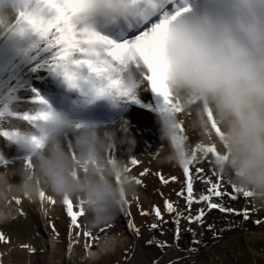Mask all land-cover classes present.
<instances>
[{
    "label": "clouds",
    "instance_id": "clouds-1",
    "mask_svg": "<svg viewBox=\"0 0 264 264\" xmlns=\"http://www.w3.org/2000/svg\"><path fill=\"white\" fill-rule=\"evenodd\" d=\"M36 7L30 0H0V31L18 28L21 14ZM185 9L170 17L153 41L172 102L163 98L158 110L162 144L152 158L161 166L182 167L196 156V137L200 146L214 147L217 174L247 193L255 211L264 212V0H200ZM121 18L123 10L111 0H87L75 22L102 33V22ZM126 71L119 74L122 87L135 93L137 85ZM83 87L92 96V85ZM45 110L48 118L35 121L39 135L19 136L29 148L19 164L10 165L0 154V224L14 219L24 202L45 208L50 200H71L85 212L81 231L99 236L141 194L129 160L112 154L117 143L134 152L136 140L127 127L120 137L116 130ZM121 243V233L100 236L81 264H97Z\"/></svg>",
    "mask_w": 264,
    "mask_h": 264
},
{
    "label": "bare ground",
    "instance_id": "bare-ground-1",
    "mask_svg": "<svg viewBox=\"0 0 264 264\" xmlns=\"http://www.w3.org/2000/svg\"><path fill=\"white\" fill-rule=\"evenodd\" d=\"M111 25L103 23L101 25L102 33L113 37L127 35L126 28L119 20L116 25L117 29H114L118 31L117 33L110 34ZM9 34L10 31H0V53L4 52V49L7 50L4 55L0 56V127H3L0 129V154L4 155L10 165L19 164L29 151L28 145L19 141V136L39 135L36 122L24 117L34 116L47 109L48 106L67 113L77 122L93 123L104 131L116 130L120 137H123V129L127 127L128 133L136 140L134 152L128 151L129 145L117 143L112 154L118 159L127 161L136 158L140 162L132 167V171L142 180L141 194L138 196L139 206L135 200L132 201L130 211L131 218L141 229V234L134 235L127 228V218L121 213L115 224L105 228L99 233V236L92 234V237L96 239L86 238L83 231L78 230L80 235L73 243L78 241L76 242L78 251L80 248H84L83 256L89 248H95L98 237L114 231V233L122 234V243L114 253L102 257L98 261L99 264H264V224L255 223L257 219L264 220V212H253L249 219L244 221L242 217L212 210L206 217L204 225L189 224L182 219L181 238L177 240L174 231L172 234L173 243L168 240L170 235L167 219L170 218L173 221V218L172 214L166 211L165 201L178 202L182 207L185 205L184 198L178 197L177 193L182 188L186 189V178L181 167L161 166L152 158L153 152L157 151L162 144L158 110L163 103V97L155 93L148 84L146 78L149 70L146 65L130 61L126 66L125 75L130 76L137 85L134 93L135 99L128 97L113 99L107 96L94 98L91 96V100L85 99L86 103L82 101L83 98L76 88H71L70 94L67 96V93L61 91L55 80L51 79L47 70L53 67L54 53L48 48L45 41L36 49L27 51L28 48L18 47L15 39L14 41L10 39L7 42L5 39L10 36ZM25 87H29V91L33 92V95L26 101L30 108L20 110L15 116L17 120H9L6 111L17 108L19 102H23L15 99L11 92H15V94L16 92L17 94L26 92ZM37 94L47 101V105L38 102ZM4 132L18 133L19 135L14 140L3 135ZM192 142L195 147L198 140L193 141L192 138ZM205 166L208 169L212 167L207 162H205ZM161 175L169 181L167 184L160 179ZM172 176L177 179L172 180ZM193 179L194 194L204 191L202 181L197 180L194 173ZM13 181L19 182V177H13ZM223 187L231 191V186L224 180ZM216 199L214 197V200ZM228 203L238 210H242L243 207L252 208L249 200L242 196L238 202L228 201ZM202 206L194 205V208L198 210ZM18 207L20 211L17 214V223L15 222L17 226L15 225L11 228L12 230L4 232L3 224H0V233L4 235V240H0V255L3 256V259L8 257L17 259V264L31 263L32 261L28 260L30 254L34 252L33 256H37L35 253L37 247L34 244L36 239L33 238L34 228H42L44 233L42 239L48 250L43 246V252H47V256L49 255V264H60L58 262L60 258H62L63 264H76V260L81 262L78 259V252L75 254L76 250L71 252L68 250L69 218L66 217L63 203L48 204L45 207L48 211L47 216L41 214L40 205L24 202ZM155 207L161 209L163 221H159L155 217L153 211ZM141 209L148 212L149 215L142 216ZM74 210H78L75 203ZM149 220L152 221L151 223H158L159 226L156 228L158 230L151 232L152 229H149V225H147ZM40 222L44 226H39ZM121 223H123L122 228L120 227ZM53 224L55 228L52 227ZM208 224H212L213 227L210 229ZM189 228L194 230L195 235L189 231ZM202 230L203 232L208 230V232L203 233ZM71 235L75 237V231H72ZM27 237L29 240L26 239ZM149 240H154L155 243H149ZM86 241L89 245L88 248H85ZM194 241H199V243H194ZM4 242L7 245H3ZM56 242H62V244ZM159 242H167L168 246L161 248ZM193 248L196 249L195 252L192 251ZM162 249L166 251L161 257ZM185 250L189 252L184 253ZM58 255L60 256L58 257ZM71 256L77 258L69 259ZM6 260L9 261V259ZM41 260H44L43 255H41Z\"/></svg>",
    "mask_w": 264,
    "mask_h": 264
},
{
    "label": "snow or ice",
    "instance_id": "snow-or-ice-1",
    "mask_svg": "<svg viewBox=\"0 0 264 264\" xmlns=\"http://www.w3.org/2000/svg\"><path fill=\"white\" fill-rule=\"evenodd\" d=\"M37 5L34 11L26 14L22 13L19 19V27L21 30L28 29L36 33L43 41L46 42L49 49L54 53L53 68L61 73L72 88L84 89L85 84H91V95L94 98H102L112 96L113 94L120 97H128L135 99L134 93L122 87L120 72L126 68L130 61L141 62L147 66L149 74L147 82L151 89L162 96L165 101H171V94L167 85L163 82V61L158 50L153 49V41L156 36L162 34L168 26L169 16L164 12L160 19H157V14L162 12L165 3H174V0H111V2L119 9L123 10L124 18L135 27L134 31H129L127 35L111 36L100 32H87L82 30L75 22V17L81 10V7L87 0H30ZM186 9H179L175 15ZM37 100L42 105H47V101L37 94ZM47 108H50L48 106ZM49 112L42 110L34 116H25L24 118L30 121H39L47 119ZM3 135L11 136L8 132ZM36 140V138H33ZM197 140L193 137V141ZM196 145V156L188 164L182 166V172L186 178V189L182 188L178 193V197H183L185 205L182 207L178 202L165 201L167 213L172 214L175 225L176 239L181 238V220L191 223H199L204 225L206 217L212 210H218L222 214L234 215L242 217L244 221L249 219V216L255 211L253 208L243 207L238 210L236 207L230 206L228 201L238 202L240 197L248 198L247 193L241 191L231 185V191L223 187V178L219 176L213 166L212 156L215 154L214 147L210 145ZM212 165L211 169L205 166ZM140 162L136 158L129 160L130 169L138 165ZM202 181L204 191L199 194H194V179ZM141 175H144L141 173ZM138 183L141 185L142 180L138 178ZM160 179L167 184L169 181L161 175ZM172 180L177 177L172 176ZM214 197L217 198L214 200ZM227 198V199H226ZM139 206V197L135 199ZM19 204V201H17ZM131 202L127 206V210L123 213L127 218V228L134 234L139 236L141 229L137 227L134 220L131 218L130 211ZM49 204L55 205L54 200H50ZM66 209V217L69 218V245L68 250L71 252L72 243L79 237L82 225L81 221L85 215L82 206L78 210H74V203L67 200L63 203ZM194 205H203L199 209H195ZM43 216L48 215L46 208H41ZM155 217L159 221H163L164 217L159 207L153 209ZM258 213V212H257ZM142 216L149 215L148 212L141 209ZM256 224H264V220L257 219ZM151 229H156L158 223L149 225ZM55 228V225H52ZM211 229L212 224H208ZM75 231V237L71 235ZM189 231L195 232L189 228ZM86 238L92 237L91 233L83 232ZM0 240H4V235L0 233ZM78 242V241H76ZM149 243H155L154 240H149ZM199 243V241H194ZM159 246L164 248L167 242H159ZM89 245L85 242V248ZM34 251V249H33ZM196 251L195 248L192 249Z\"/></svg>",
    "mask_w": 264,
    "mask_h": 264
},
{
    "label": "rangeland",
    "instance_id": "rangeland-1",
    "mask_svg": "<svg viewBox=\"0 0 264 264\" xmlns=\"http://www.w3.org/2000/svg\"><path fill=\"white\" fill-rule=\"evenodd\" d=\"M25 89H26V92H21V93H19V94H17V92H16V94H15V92L13 93V92H11V94L15 97V99H18V100H22L23 102H19V104H18V107L17 108H15V109H12V110H8V111H6L7 112V114H8V117H9V120H17V118L15 117L18 113H19V111L20 110H23V108H28L29 107V105L28 104H26L27 102V99L31 96V95H33V92L32 91H29V87H25ZM28 90V91H27ZM12 91V90H11ZM24 104V105H23ZM30 108V107H29ZM7 117V118H8ZM8 122V121H7ZM0 129H3V127L1 126L0 127ZM119 219V218H118ZM39 221H40V219H39ZM17 216L14 218V219H12V220H10L9 222H7V223H4L3 225H2V230L5 232V231H8V230H12L11 228H13V227H15V225L17 226ZM152 221L151 220H149V221H147V225H150V224H152L151 223ZM167 224L169 225V227H168V231H169V237H168V240L171 242V243H173L172 241H173V236H172V234L174 233V231H175V225H174V222L173 221H171L170 220V218H168L167 219ZM44 226V224H42L41 222H40V224H39V226ZM121 226V228H122V226H123V223H121L120 224ZM149 227V229H151L150 228V226H148ZM156 231V230H158V229H152L151 230V232L152 231ZM34 231H35V234L33 235V238H35L36 239V241L34 242V244H35V246L37 247L36 249H35V253H36V257H34L33 256V254H34V252L32 253V254H30V256H29V258H28V260H31L32 262L31 263H29V264H49V255L47 256V252H43L44 251V247L46 248V244L44 243V241H43V236H44V233H43V231H42V228H34ZM202 232H203V230H202ZM204 232H208V230H206V231H204ZM203 232V233H204ZM113 233H114V231H113ZM43 234V235H42ZM203 235V234H202ZM210 235V234H209ZM211 235H214V234H211ZM99 238V237H98ZM27 240H29V237H27L26 238ZM56 243H58V242H56ZM68 243V242H67ZM58 244H62V242H60V243H58ZM3 245H7V243L6 242H4L3 243ZM44 246V247H43ZM75 246H76V248H75ZM78 244L76 245V242L75 243H72V249H71V251L72 250H76V252H75V254L78 252V259L80 260V257L81 256H83V253H84V248H80V250L78 251ZM46 250H47V248H46ZM48 251V250H47ZM164 251H166L165 249H162V251H161V257H162V254H163V252ZM187 252H189L188 250H185V252L184 253H187ZM41 255H43V259L44 260H41ZM61 255H63V254H61ZM9 256V255H8ZM60 255H58V257H59ZM31 258V259H30ZM76 259L75 257L73 258L72 256L69 258V259ZM6 259H9V261H7ZM4 258L3 259V256H1L0 255V264H17V259H13V258ZM51 262V261H50ZM58 262L60 263V264H63L62 263V258H60V259H58ZM75 263L76 264H81V262H79V261H75ZM68 264V263H67ZM97 264H99L98 262H97ZM104 264H106V263H104Z\"/></svg>",
    "mask_w": 264,
    "mask_h": 264
}]
</instances>
